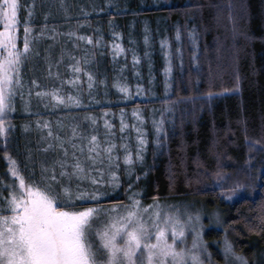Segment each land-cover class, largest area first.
I'll return each instance as SVG.
<instances>
[{
    "label": "trees",
    "instance_id": "trees-1",
    "mask_svg": "<svg viewBox=\"0 0 264 264\" xmlns=\"http://www.w3.org/2000/svg\"><path fill=\"white\" fill-rule=\"evenodd\" d=\"M18 2L22 6L17 13V47L22 48L23 22L33 0ZM30 23L33 51L22 67V87L14 101L15 111L9 116L15 127L7 140V151L19 161L25 175L34 170L39 179L42 164L51 165L62 157L58 148L44 151L48 143H56L41 139L48 132L42 127L45 122L54 136L65 141L70 161L69 139L86 146L93 134L101 143L125 144L135 153L137 131L130 110L136 108L146 123V129L140 130L147 140L142 165L138 161L132 173L126 172L124 151L119 148L121 187L111 190L105 182L92 185L87 180L81 187L107 192L99 205L125 203L130 183L144 203L193 198L207 210L222 211L223 228L238 254L250 264H264V235L260 231L264 223V0H35ZM45 24L44 35L39 36ZM131 30L136 32L132 36L135 50L129 41ZM242 33L250 39H244ZM79 36L99 43L88 44L78 40ZM145 37L153 42V67L146 66L143 59ZM159 37L166 41L170 69L166 84L161 50L156 46ZM119 38L122 58L111 52ZM132 52L141 55L135 75ZM72 57L92 74V89L83 73L76 82L79 87L67 83L74 78L69 67L75 63ZM84 59L89 63L84 64ZM117 82L129 90L134 82L145 88L150 82L152 96L144 90L146 99L128 98L115 86ZM55 88H60V95L78 96L81 106L66 107L50 97L36 96V92ZM151 110L163 121L156 139L150 129ZM122 119L126 125L123 131ZM105 121L111 129L105 128ZM4 147L5 141L0 139V179L9 183L12 178L2 158ZM217 171L231 177L228 185L245 186L230 202L221 196L214 177ZM92 175L99 179L95 172ZM131 176L134 179L130 181ZM221 236V231H209L205 238L217 242ZM210 250L217 249L210 245Z\"/></svg>",
    "mask_w": 264,
    "mask_h": 264
},
{
    "label": "snow or ice",
    "instance_id": "snow-or-ice-1",
    "mask_svg": "<svg viewBox=\"0 0 264 264\" xmlns=\"http://www.w3.org/2000/svg\"><path fill=\"white\" fill-rule=\"evenodd\" d=\"M21 6L18 0H0V28L3 29L0 30V139L5 141L2 158L7 165V174L12 178L9 183L0 179V264H206L211 254L203 238L204 224L200 214L193 216L185 211V219L181 220L180 210L175 206L165 207L158 201L145 206L137 199L140 195L138 192L128 195L127 204L118 202L104 210L98 202L108 193L88 191L81 187L87 180L92 185L105 182L112 189H119L121 157L118 149L123 148L122 162L126 172L138 161H143L146 140L139 129L135 153L125 144L118 146L111 140L101 143L95 134L87 138L86 146L73 143L70 138V161L65 141L60 136H54L45 122L42 127L48 132L41 139L55 140L56 143H48L44 151L55 147L62 157L55 159L51 165L42 164L39 179L35 178L34 170L25 175L19 161L7 151L8 136L15 127L9 116L15 111L14 101L22 87V67L33 51L35 39L31 36L33 29L30 23L35 8L33 0L27 6L28 17L23 22V46L17 47V28L20 25L17 13ZM44 28L46 24L39 36L44 35ZM189 35L195 44L194 34ZM241 35L246 40L250 39L247 33ZM77 39L88 44L99 43L91 37L79 36ZM165 45L166 41H162V47ZM114 48L117 53L121 51L119 45H114ZM72 59L75 63L69 67L74 78L67 83L79 87L76 82L80 79L79 74L83 73L88 77V88L92 89V74L85 71L80 60ZM83 63L88 64L89 61L84 59ZM32 83L35 85L37 82L33 80ZM63 84L61 80V87ZM115 86L126 97L131 95L126 85L117 82ZM36 96L50 97L66 107L81 106L78 96L60 95V88L36 92ZM92 123L96 121L93 119ZM162 124L163 121L154 122L157 132L162 131ZM37 126H41L39 122ZM111 127L105 121V128ZM125 127L122 119L121 131ZM75 136L76 130L73 129ZM27 159L30 160L31 156ZM93 172L99 179L92 175ZM214 177L221 189V196L227 200L233 199L238 190L245 187L239 183L228 185L227 180L231 177L221 171L215 172ZM73 181H76L75 185ZM132 187L130 183L126 192H130ZM4 191L7 195H4ZM88 203L96 206H85ZM102 212L107 219H100ZM260 231L264 235V223ZM222 254L224 264H250L248 258L235 251L233 242L227 238L222 242Z\"/></svg>",
    "mask_w": 264,
    "mask_h": 264
},
{
    "label": "rangeland",
    "instance_id": "rangeland-1",
    "mask_svg": "<svg viewBox=\"0 0 264 264\" xmlns=\"http://www.w3.org/2000/svg\"><path fill=\"white\" fill-rule=\"evenodd\" d=\"M147 27H145L146 29ZM0 30H3L2 28H0ZM144 33V32H143ZM136 34V32L131 30V36H130V43L132 44L134 50L136 49L135 46V40H133L135 37L134 35ZM18 36V35H17ZM133 36V37H132ZM158 45L157 46V50L158 48L161 50V58H162V64L164 65V67H162V69L164 70L162 72L163 74V78H164V83L166 84L167 79H169V66H168V58L166 56V45L164 47H162V41H164V37H159L158 38ZM153 42L151 41V38H147V43H144L142 45V54H143V59L145 61L146 66H150L153 67V57L150 56L151 52H152V48H153ZM114 45H119L121 48V51H119L118 53L116 52ZM111 52H113V54L119 56V57H123L124 52H123V47L121 44V40L119 38V41H114L113 45L111 46ZM131 65L136 69L133 73V75L138 74L139 72V62L141 59V55L136 53V52H132L131 53ZM117 64L119 62H116ZM119 66V64H118ZM52 68V67H51ZM148 68V67H147ZM150 86L148 88H145L142 83L139 82H134V85L132 86V90H129V93L131 94L130 96H128V98H132V99H146V95L144 93V90H146V92L151 93L149 97L152 96V92H153V88L151 87V83L149 82ZM131 119L133 120L132 126L134 127V129L137 131V129L139 130H145V118L142 116V112L138 111V109L136 108H131ZM135 113V115H134ZM149 121H150V129L152 130V134L155 135L154 139L160 137V132H157L156 127L154 125V122H160V118L158 116V114L155 111L150 112L149 114ZM157 135V136H156ZM144 139L146 140V138L144 137ZM147 143V140H146ZM135 145H137V140L135 142ZM147 145V144H146ZM145 145V147H146ZM131 149V148H130ZM129 149V150H130ZM137 149V148H136ZM145 150V149H144ZM136 151V150H135ZM145 152V151H143ZM124 154V153H123ZM144 159V156H143ZM141 163V162H139ZM142 165V163L140 164ZM133 168H131L130 173H132ZM134 177L131 176L130 181L133 180ZM132 184V183H131ZM114 190V189H111ZM135 189H131L130 192H128L127 194V201L123 204H127L128 201V195L131 194V192H134ZM240 194V190H238V193L235 197H237ZM141 195V193H140ZM234 197V198H235ZM233 198V199H234ZM137 199H139V196L137 197ZM224 199V198H223ZM231 199V200H233ZM231 200H227L224 199L225 202H230ZM159 202L161 205H164L165 207L167 206H175L176 209L180 210L181 213V220L185 219L184 217V213L185 211H187V213L192 214L193 216L196 214H200L202 222L204 224V233H203V238L205 240V242L207 243L208 246V253L211 254L210 258L206 259V264H224V260H223V254H222V242L225 238L228 239L226 231L223 228V214L222 211L219 209L216 210H207L205 209L201 204H199V202L193 198H177V199H168V200H153V201H149L148 203H144L142 202L143 205H150L156 202ZM117 203H113L110 205H99L102 209L107 210L109 208H112L113 206H115ZM96 206V205H94ZM92 207V206H91ZM173 209H170V211ZM217 218L219 219V223H217ZM101 220H105L107 219V217L104 216L103 212L101 213ZM209 231H221L222 236L221 238H219V240H217V242L215 241L214 238L210 237V241H207L205 236L207 234V232ZM169 238H171V234L169 233ZM189 243H190V237H189ZM210 245L214 246L217 250L215 252H211L210 250ZM217 256L219 257V259H217ZM256 264H263V263H259L257 262Z\"/></svg>",
    "mask_w": 264,
    "mask_h": 264
}]
</instances>
